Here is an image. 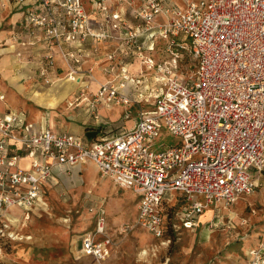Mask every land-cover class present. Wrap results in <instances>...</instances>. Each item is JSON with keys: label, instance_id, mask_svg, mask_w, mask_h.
Segmentation results:
<instances>
[{"label": "built area", "instance_id": "1", "mask_svg": "<svg viewBox=\"0 0 264 264\" xmlns=\"http://www.w3.org/2000/svg\"><path fill=\"white\" fill-rule=\"evenodd\" d=\"M95 3L0 0V8L21 10L19 26L39 32L48 47L36 71L43 84L73 82L79 89L71 102H87L96 120L102 102L106 108L122 105V118L133 121L117 135L89 139L34 127L20 112H2L0 236L14 237L8 231L11 208L27 219L41 206L55 165L90 160L102 175L137 193L136 223L161 241L169 226L197 227L208 206L251 195L264 171V0ZM12 38L18 41V34ZM156 38L162 39L159 52ZM106 42L101 63L86 64ZM128 56L140 64L137 71L129 68ZM58 57L64 69L49 77ZM185 58L193 61L189 76L182 72ZM89 81L97 84L95 91L87 90ZM166 137L169 144L161 141ZM170 191L189 204L179 225L169 223L161 206ZM112 245L105 211L98 208L92 228L80 237V251L102 263ZM243 257L238 264H264V237Z\"/></svg>", "mask_w": 264, "mask_h": 264}, {"label": "rangeland", "instance_id": "2", "mask_svg": "<svg viewBox=\"0 0 264 264\" xmlns=\"http://www.w3.org/2000/svg\"><path fill=\"white\" fill-rule=\"evenodd\" d=\"M127 1L121 0V6ZM95 2L97 6L99 0ZM91 8L89 4L87 11ZM162 46V39L156 38L158 52ZM184 67L183 74L189 76L194 70L193 61L185 58ZM95 75L103 80L99 73ZM29 103V108H38L47 120L52 117L59 130H70L76 121L82 125L92 123L86 114L84 117L90 120L80 115L82 108L67 101L52 109L39 107L32 100ZM125 124L129 127L132 121ZM161 141L169 144L172 138ZM130 193L90 164L64 169L45 187L41 206L33 208L27 219L17 209L8 215V231H14V237L0 236V264H238L244 261L246 249L264 237V171L251 195L233 205H210L204 210L205 215L218 213L220 223L213 221L212 227L202 223L196 229L180 227L173 233L168 231L163 241L136 223L137 200ZM168 196L173 197L172 193ZM175 203L170 199L161 204L167 213L175 210L169 213L174 222L182 207L180 202ZM98 208L107 215L113 243L110 256L102 263L84 256L79 249L80 237L92 228V214Z\"/></svg>", "mask_w": 264, "mask_h": 264}, {"label": "crops", "instance_id": "3", "mask_svg": "<svg viewBox=\"0 0 264 264\" xmlns=\"http://www.w3.org/2000/svg\"><path fill=\"white\" fill-rule=\"evenodd\" d=\"M185 1H188V0H167L168 3L174 4L176 6L184 5ZM21 19H22L21 10L17 9L16 7H13L12 5L7 4L5 5V7L0 8V96H2V98L0 97V114L7 109L11 111L20 112L22 113V116L25 118V120L28 122H31L34 127H37V128L50 127L53 130H56L59 132H71L74 134H77V133L84 134L85 131L95 130L97 131L98 135L105 132L107 134L106 136L108 137L117 135L118 133H120L123 130V126H126L125 124L126 121H128L122 118V114H123L125 107H123L122 105H114L110 108H106L102 104V102H99L96 104V106H97L98 113L102 118L96 120L91 115L87 102L83 101V102H79L78 104H74L71 102L73 97L77 95V92L79 89V87L75 85V83L73 82H71V87L68 90V94L59 103L63 101H67L69 103H72L73 106L77 109L82 108L84 111L81 112L80 115L84 117V115L86 114L91 119L92 123H90V125H82L81 123L76 121L73 124V126L70 127V130H59L55 128L54 120H51L52 117H50V119L47 120L46 117L42 113H40V110L38 108L37 109L29 108L30 106H32V104L29 103V100H32L31 99L32 94L35 91L37 90L45 91L49 88H55V90H60V89L65 88L64 83L66 82L62 81V82L53 83L51 85H45L39 80V78H37L36 71L39 69V63L41 59L43 58L44 54L47 52L48 47L43 41L38 40L37 36L39 32L31 33L30 29L19 26V22ZM14 33L18 34V41L16 42L12 38V35ZM86 46L89 47V44H87ZM108 49H109V42L100 44L97 47L96 54L91 53L90 56L87 58L86 64L101 63L102 61V59L100 58L101 54L103 51H106ZM128 60H130L129 68L132 71H137L140 68V64L136 60L131 58L130 56H128ZM63 69H64V64L62 60L58 57L56 60V63L54 61L52 68H49L47 75L49 77L54 78L55 75L61 74ZM96 73L100 74V72H96ZM88 83H89V87L87 90L95 91L97 88V84L94 81H89ZM32 102L34 103L33 100ZM39 107H42V106H39ZM101 108H105L107 111H114L115 114L113 116L109 114H103L100 110ZM48 109H52V108H48ZM80 115H76V116H80ZM88 117H84V118L89 119ZM130 120L132 121V119ZM89 164L91 166L96 167V165L90 160L82 164H74L70 166L55 165L49 180L44 185V189L47 185H49V183L53 179H55L56 175L60 173L61 171H63L64 169L66 170V168H69V167L79 169ZM262 173L263 171L260 173V175H262ZM125 189H128V188H125ZM128 190L131 191L130 194H132L135 197V199L137 200V205H138L139 195L135 193L134 191H132L131 189H128ZM170 193H172L173 197L168 196ZM170 199H174V202L176 203L180 202L182 206L180 210H178V219L177 218L175 219L177 221L169 222L171 224L175 223L179 225L181 213L182 211H184L186 207H188L189 204L186 203L184 195L178 192H175V191L167 192V194L164 195L162 201L168 200L170 202ZM13 209H17V208L15 207L11 208V211H10L11 214L13 212L12 211ZM172 210L173 211L168 210V213L172 214L175 211L174 209ZM95 211L92 214V223H91L92 226L94 224ZM203 213L204 211L198 216L197 227L200 226L202 223H207L209 227H212L213 221H215L216 224L220 223L221 219L218 213L214 214V212L211 211L209 215H205L201 217ZM105 218H106V231L110 235L106 213H105ZM169 220H171L170 217H169ZM197 227L193 229H196ZM169 228L170 226L168 227V229ZM79 249H80V243H79ZM112 249H113V245L111 246L110 254L112 252ZM108 257L105 259V261L108 259Z\"/></svg>", "mask_w": 264, "mask_h": 264}, {"label": "bare ground", "instance_id": "4", "mask_svg": "<svg viewBox=\"0 0 264 264\" xmlns=\"http://www.w3.org/2000/svg\"><path fill=\"white\" fill-rule=\"evenodd\" d=\"M65 88L60 90H55V88H49L45 91H35L32 94V100L36 105L45 108H56L59 102L68 94V90L71 87V82L65 81ZM63 84V85H64ZM72 104V103H69ZM257 181V178H256ZM205 216V213L201 217Z\"/></svg>", "mask_w": 264, "mask_h": 264}, {"label": "water", "instance_id": "5", "mask_svg": "<svg viewBox=\"0 0 264 264\" xmlns=\"http://www.w3.org/2000/svg\"><path fill=\"white\" fill-rule=\"evenodd\" d=\"M96 135H97V131L95 130L85 131V136L89 139L94 138Z\"/></svg>", "mask_w": 264, "mask_h": 264}, {"label": "trees", "instance_id": "6", "mask_svg": "<svg viewBox=\"0 0 264 264\" xmlns=\"http://www.w3.org/2000/svg\"><path fill=\"white\" fill-rule=\"evenodd\" d=\"M102 134H106V133H105V132H103ZM168 218H169V213H168ZM168 220H169V219H168ZM168 231H169L170 233H173V232H172V230L169 228V229L167 230V232L165 233V235H164L165 237H166V235H167Z\"/></svg>", "mask_w": 264, "mask_h": 264}]
</instances>
